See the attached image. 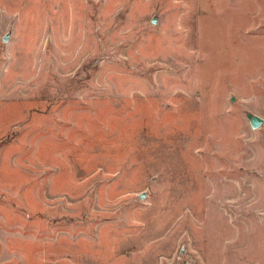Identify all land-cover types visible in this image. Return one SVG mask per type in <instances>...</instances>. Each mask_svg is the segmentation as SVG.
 I'll return each instance as SVG.
<instances>
[{"label": "rangeland", "instance_id": "obj_1", "mask_svg": "<svg viewBox=\"0 0 264 264\" xmlns=\"http://www.w3.org/2000/svg\"><path fill=\"white\" fill-rule=\"evenodd\" d=\"M0 264H264V0H0Z\"/></svg>", "mask_w": 264, "mask_h": 264}, {"label": "water", "instance_id": "obj_2", "mask_svg": "<svg viewBox=\"0 0 264 264\" xmlns=\"http://www.w3.org/2000/svg\"><path fill=\"white\" fill-rule=\"evenodd\" d=\"M249 123L253 129H256L263 123V120L257 116H249Z\"/></svg>", "mask_w": 264, "mask_h": 264}]
</instances>
